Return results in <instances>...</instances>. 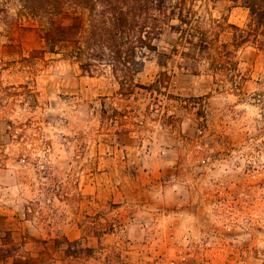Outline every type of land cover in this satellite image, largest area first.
Listing matches in <instances>:
<instances>
[{"label":"rangeland","instance_id":"374dc122","mask_svg":"<svg viewBox=\"0 0 264 264\" xmlns=\"http://www.w3.org/2000/svg\"><path fill=\"white\" fill-rule=\"evenodd\" d=\"M195 10L204 28L249 17ZM156 45L129 94L0 0V245L40 264H264V52L228 73L168 28Z\"/></svg>","mask_w":264,"mask_h":264},{"label":"trees","instance_id":"16d2710c","mask_svg":"<svg viewBox=\"0 0 264 264\" xmlns=\"http://www.w3.org/2000/svg\"><path fill=\"white\" fill-rule=\"evenodd\" d=\"M17 1L46 31L51 52L72 45L70 54L83 74L94 77L109 67L129 94L138 87L135 79L143 65L139 59L157 51L156 43L167 28L195 48L213 71H237V54L244 47L264 52V0H225L248 12L247 24L239 27L226 19L212 20L208 28L201 25L195 5L220 0ZM227 32L229 40L222 42ZM0 264L40 262L19 255L8 235L0 245Z\"/></svg>","mask_w":264,"mask_h":264}]
</instances>
